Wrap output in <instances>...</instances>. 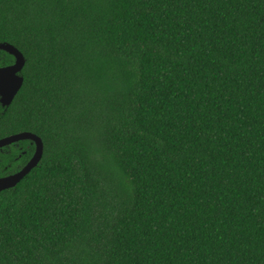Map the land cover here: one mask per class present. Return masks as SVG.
<instances>
[{
  "label": "trees",
  "instance_id": "1",
  "mask_svg": "<svg viewBox=\"0 0 264 264\" xmlns=\"http://www.w3.org/2000/svg\"><path fill=\"white\" fill-rule=\"evenodd\" d=\"M0 43V139L44 145L0 264H264V0H0Z\"/></svg>",
  "mask_w": 264,
  "mask_h": 264
},
{
  "label": "water",
  "instance_id": "2",
  "mask_svg": "<svg viewBox=\"0 0 264 264\" xmlns=\"http://www.w3.org/2000/svg\"><path fill=\"white\" fill-rule=\"evenodd\" d=\"M0 51L14 58L13 64L0 68V105L10 106L23 86V77L20 75L25 58L22 53L8 43H0ZM29 141L35 146V152L27 164L17 172L0 178V192L15 188L34 168L43 157L44 145L35 134L23 132L0 139V149L18 142Z\"/></svg>",
  "mask_w": 264,
  "mask_h": 264
},
{
  "label": "flooded vegetation",
  "instance_id": "3",
  "mask_svg": "<svg viewBox=\"0 0 264 264\" xmlns=\"http://www.w3.org/2000/svg\"><path fill=\"white\" fill-rule=\"evenodd\" d=\"M12 103H13V101H12ZM11 103V104H12ZM10 104V105H11ZM1 106V105H0ZM10 106H8V107H5V108H3V107H1V108H3V109H6V108H9ZM8 137V136H7ZM20 143H22V142H18V143H15V144H12V145H9V146H5V147H3L2 149H0V153H3L4 151H5V149H6V152H9L10 150L12 151V147H14L17 151H18V156H17V158H19V157H21L24 153H25V151H23L22 150V147L20 146ZM28 143L31 145V146H33L34 147V149H35V146H34V144H32L31 142H29L28 141ZM30 159V158H29ZM29 159H28V161H29ZM27 161V162H28ZM27 162L24 164V165H22V166H20V167H18V170H20L22 167H24L26 164H27ZM17 170V171H18ZM16 171V172H17ZM10 175V174H9ZM8 176V175H7Z\"/></svg>",
  "mask_w": 264,
  "mask_h": 264
},
{
  "label": "rangeland",
  "instance_id": "4",
  "mask_svg": "<svg viewBox=\"0 0 264 264\" xmlns=\"http://www.w3.org/2000/svg\"><path fill=\"white\" fill-rule=\"evenodd\" d=\"M24 142V141H23Z\"/></svg>",
  "mask_w": 264,
  "mask_h": 264
}]
</instances>
